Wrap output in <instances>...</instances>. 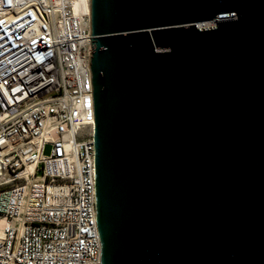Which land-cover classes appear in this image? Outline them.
I'll use <instances>...</instances> for the list:
<instances>
[{"label":"water","instance_id":"1","mask_svg":"<svg viewBox=\"0 0 264 264\" xmlns=\"http://www.w3.org/2000/svg\"><path fill=\"white\" fill-rule=\"evenodd\" d=\"M101 264H264V0H91Z\"/></svg>","mask_w":264,"mask_h":264},{"label":"built area","instance_id":"2","mask_svg":"<svg viewBox=\"0 0 264 264\" xmlns=\"http://www.w3.org/2000/svg\"><path fill=\"white\" fill-rule=\"evenodd\" d=\"M0 0V264H101L91 0Z\"/></svg>","mask_w":264,"mask_h":264},{"label":"rangeland","instance_id":"3","mask_svg":"<svg viewBox=\"0 0 264 264\" xmlns=\"http://www.w3.org/2000/svg\"><path fill=\"white\" fill-rule=\"evenodd\" d=\"M76 9L78 11H86L89 9V3L87 2V0H77Z\"/></svg>","mask_w":264,"mask_h":264},{"label":"bare ground","instance_id":"4","mask_svg":"<svg viewBox=\"0 0 264 264\" xmlns=\"http://www.w3.org/2000/svg\"><path fill=\"white\" fill-rule=\"evenodd\" d=\"M75 9H76V3H75ZM76 11H78L77 9H76ZM79 12V11H78Z\"/></svg>","mask_w":264,"mask_h":264}]
</instances>
